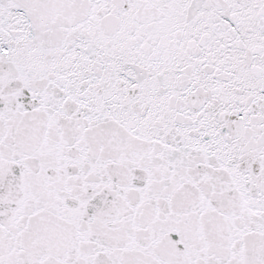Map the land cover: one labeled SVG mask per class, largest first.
I'll return each mask as SVG.
<instances>
[{
  "label": "snow or ice",
  "instance_id": "snow-or-ice-1",
  "mask_svg": "<svg viewBox=\"0 0 264 264\" xmlns=\"http://www.w3.org/2000/svg\"><path fill=\"white\" fill-rule=\"evenodd\" d=\"M0 264H264V0H0Z\"/></svg>",
  "mask_w": 264,
  "mask_h": 264
}]
</instances>
